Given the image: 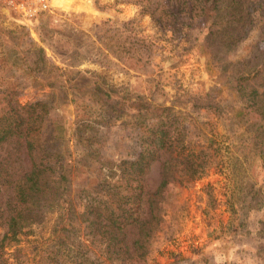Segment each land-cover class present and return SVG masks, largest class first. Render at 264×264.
Wrapping results in <instances>:
<instances>
[{
	"label": "rangeland",
	"instance_id": "1",
	"mask_svg": "<svg viewBox=\"0 0 264 264\" xmlns=\"http://www.w3.org/2000/svg\"><path fill=\"white\" fill-rule=\"evenodd\" d=\"M135 2L52 0L51 11L32 20L0 8V97L11 93L20 106L39 100L54 104L45 115V132L53 121L59 125L61 146L49 144L65 152L69 185L62 209L40 210L39 224L25 229L18 247L4 249L6 264H55L43 252L60 213L73 209L77 223L87 196L101 187L96 181H117V164L138 156L148 131L128 105L139 98L171 107L170 115L195 149L204 145L203 134L212 132L221 150L219 162L200 178L181 177L165 187L162 216L152 224L138 264H264V155L249 149V123L233 116L240 99L231 81L264 61V0H251L252 21L232 45L225 38L207 42L199 19L182 18L189 24L182 30L180 24L177 31L164 27ZM54 67L61 82L55 81ZM47 82L57 92L51 93ZM259 88L264 91V83ZM205 97L214 103L211 108L198 105ZM4 105L0 102V112ZM166 157L151 161L144 175L135 202L142 218ZM29 167L21 140L0 146V210L13 181ZM83 230L75 225L69 240L88 245L94 264H112L100 241H91ZM125 231L131 246L137 226ZM3 232L0 225V236Z\"/></svg>",
	"mask_w": 264,
	"mask_h": 264
},
{
	"label": "trees",
	"instance_id": "2",
	"mask_svg": "<svg viewBox=\"0 0 264 264\" xmlns=\"http://www.w3.org/2000/svg\"><path fill=\"white\" fill-rule=\"evenodd\" d=\"M135 1L141 13L150 15L152 20L164 27L173 28L174 31H177L175 26L178 24L182 26L181 30L189 26L182 18L199 19L200 24L206 26L207 42L225 38L227 44L232 45L238 35L244 32L243 27L252 21L249 12L251 0ZM38 51L43 54L42 48ZM52 70L58 72L55 81L61 82L60 69L54 67ZM231 81L233 90L240 99V106L233 112V116L249 123V149L262 157L264 91L259 86L264 83V61L247 73L239 72ZM46 84L51 93L57 92L58 87L54 83ZM0 100L5 104L0 112V146L12 139L21 140L30 162L29 170L13 181L5 208L0 210V225L4 227L0 236V264H6L3 258L4 249L13 245L18 247L21 237L27 232L25 229L32 231L33 225L39 224L40 210L45 207H63L62 194L69 185L65 152H60L56 146L49 144L53 141L61 146L60 139L63 136L59 132V125L53 121L50 132H45V115L54 104L39 100L20 106L14 102L11 93H2ZM197 103L194 102L195 105ZM198 105L211 108L214 103L209 97H205L203 103ZM128 106L137 112L144 128H147L148 136L134 160L117 164V181L97 180L96 186H101L100 188H87L94 190V194L87 196L88 200L79 213L77 223L74 222L73 209L66 208L60 213L50 229L43 252L52 255L55 264H66L67 260L73 264H94L85 251L88 245L76 239L69 240L75 231V225L82 227L91 241L95 238L100 241L112 264H138L153 230L152 224L156 225L162 216L163 209L160 204L165 187L181 177H185L187 182L200 178L219 162L216 163L215 159L220 154L221 146L215 140L214 133L203 134L204 145L195 149L193 142L185 139L182 127L177 125V119L170 115L171 107L157 105L152 99L143 98ZM151 118L156 120L147 121ZM162 155L167 157L162 162L161 179L157 188L146 195L147 218H142L139 204L135 203L136 198L143 192L142 182L150 162ZM177 172L180 174L177 175ZM130 226H137L138 237L128 246L125 230Z\"/></svg>",
	"mask_w": 264,
	"mask_h": 264
},
{
	"label": "built area",
	"instance_id": "3",
	"mask_svg": "<svg viewBox=\"0 0 264 264\" xmlns=\"http://www.w3.org/2000/svg\"><path fill=\"white\" fill-rule=\"evenodd\" d=\"M51 0H0L3 8L22 20H32L39 14L52 9Z\"/></svg>",
	"mask_w": 264,
	"mask_h": 264
},
{
	"label": "bare ground",
	"instance_id": "4",
	"mask_svg": "<svg viewBox=\"0 0 264 264\" xmlns=\"http://www.w3.org/2000/svg\"><path fill=\"white\" fill-rule=\"evenodd\" d=\"M52 1V0H51Z\"/></svg>",
	"mask_w": 264,
	"mask_h": 264
}]
</instances>
